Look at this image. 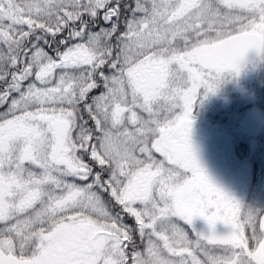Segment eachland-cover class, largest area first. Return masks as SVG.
<instances>
[{
	"label": "snow or ice",
	"instance_id": "obj_1",
	"mask_svg": "<svg viewBox=\"0 0 264 264\" xmlns=\"http://www.w3.org/2000/svg\"><path fill=\"white\" fill-rule=\"evenodd\" d=\"M249 49L264 0H0V264H264L190 140Z\"/></svg>",
	"mask_w": 264,
	"mask_h": 264
},
{
	"label": "rangeland",
	"instance_id": "obj_2",
	"mask_svg": "<svg viewBox=\"0 0 264 264\" xmlns=\"http://www.w3.org/2000/svg\"><path fill=\"white\" fill-rule=\"evenodd\" d=\"M236 95L232 101L229 97V76L226 74H222L215 91L204 95L202 90L191 115L190 140L198 162L215 184H219L220 179V174L212 170V164L218 158L215 155L229 154L230 150L229 176L226 178L229 177V191L226 193L240 202L244 212L264 213V128L261 136L254 139L245 137L238 127L237 133L234 132L236 129L231 127L232 115L247 101L241 97V93L237 92ZM180 111L182 109H177L176 113ZM244 111L241 109L234 115L235 118L239 116L240 127ZM261 148L263 154H256ZM255 161L259 168L254 170L250 164ZM180 223L188 228L190 236L196 232L208 234L211 231L202 217L194 218L190 226L183 221ZM220 224L223 223L218 221L216 226Z\"/></svg>",
	"mask_w": 264,
	"mask_h": 264
},
{
	"label": "flooded vegetation",
	"instance_id": "obj_3",
	"mask_svg": "<svg viewBox=\"0 0 264 264\" xmlns=\"http://www.w3.org/2000/svg\"><path fill=\"white\" fill-rule=\"evenodd\" d=\"M250 51L251 50L249 49L248 52ZM223 74L229 76V94L231 95L229 97L232 98L231 100L233 101L234 99H236L235 97H237V95L235 96V94L237 92L241 93V97L247 100L243 107L234 111L231 118V127L235 129L236 127H238L237 129L239 130V132H241V134H244V136L249 139H254L261 136V131L264 128V51H259L258 55L241 64L238 74L235 72H225ZM231 105L232 102L230 104V107ZM241 109H245L241 119L242 127H240L241 124L239 116L237 118L234 117L235 112H239ZM252 111H257L262 116L261 127L255 134L251 133V126L248 127V129H246L245 127L246 115ZM233 117L236 120H232ZM237 129L236 131H234L235 133H237ZM230 153L231 152L229 150V154ZM229 154H216L215 157L218 158L215 159L214 163L212 164V167L214 168L212 170L220 174L219 184L217 183L216 185H219L218 187L223 189L225 192L229 191V177L228 179H226L227 176H229ZM256 154H263L262 148L258 150ZM250 167H253L254 170L255 168H259L256 161L251 163Z\"/></svg>",
	"mask_w": 264,
	"mask_h": 264
},
{
	"label": "water",
	"instance_id": "obj_4",
	"mask_svg": "<svg viewBox=\"0 0 264 264\" xmlns=\"http://www.w3.org/2000/svg\"><path fill=\"white\" fill-rule=\"evenodd\" d=\"M250 50H251L250 52H247L245 54V57L242 59L240 65L249 61L252 57L259 54V51H257L256 49H250ZM261 124H262V116L259 112L252 111L246 115L245 127L246 129H248V127L251 126L252 132L251 131L250 132L252 134H255L259 131ZM215 231L219 235H224L229 233L231 231V228L228 225H220L215 229Z\"/></svg>",
	"mask_w": 264,
	"mask_h": 264
},
{
	"label": "trees",
	"instance_id": "obj_5",
	"mask_svg": "<svg viewBox=\"0 0 264 264\" xmlns=\"http://www.w3.org/2000/svg\"><path fill=\"white\" fill-rule=\"evenodd\" d=\"M17 2H23V0H17ZM25 30H27V28L25 27ZM51 54V53H50ZM0 111H2V109H0ZM139 243V240H138Z\"/></svg>",
	"mask_w": 264,
	"mask_h": 264
}]
</instances>
